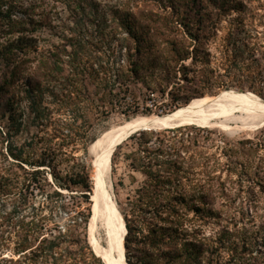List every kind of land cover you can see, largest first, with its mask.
I'll use <instances>...</instances> for the list:
<instances>
[{
    "label": "trees",
    "instance_id": "1",
    "mask_svg": "<svg viewBox=\"0 0 264 264\" xmlns=\"http://www.w3.org/2000/svg\"><path fill=\"white\" fill-rule=\"evenodd\" d=\"M160 1L165 6L158 8L155 15L152 12L145 15V6L138 3L127 4L113 14L116 27L126 34L129 45L121 55L123 64L118 66L101 57L97 65L92 56L96 46L85 42L92 33L87 27L83 30L86 39L82 32L72 36L68 44L71 50L66 46L50 54V58H41L42 66L35 69L30 67L29 58L35 51L30 35L37 31V26L32 29L34 21L26 23L16 16L18 13L31 16L33 9L23 10L17 0H0V30L7 35H20L0 50V106L6 102L8 107L4 114L0 113V133L4 134L1 124L6 116L18 127L27 122L37 125L47 122L48 126L54 114L65 116L64 120L58 119L54 129L53 138L60 142L56 150L51 149L55 162L65 156L66 148L76 145L81 128L87 127L85 136L92 134L94 121L107 117L109 108L119 105L128 94H133L135 99L132 108L136 106L127 114L130 119L157 112L153 108L164 109V113L223 89V79L227 76L213 68L211 46L223 20L232 14L245 20L254 0ZM83 2L67 3L76 15V25L86 22L88 26H98L94 1L89 0L86 7H82ZM79 11H82L80 18ZM117 12L119 16L115 15ZM239 25L228 32L223 42L222 60L227 63L229 59L232 64H226L227 74L241 68L245 53L241 43L248 47L241 39L244 28ZM246 60H250V66H259L260 49H251ZM24 78L27 81L22 86L19 82ZM12 88L22 90L21 100L29 104L28 121H22L23 112L15 107ZM156 95L165 108L157 106V102L152 108L147 106V101H155ZM79 121L83 127L78 126ZM214 133L208 128L188 125L139 131L117 147L121 150L123 144H131L129 152L121 154V151L118 155L116 150L112 163L122 157L128 168L142 177L137 188L127 196L125 207L120 208L127 229L124 242L127 264H231L237 260L233 256L227 263L222 262L219 252L224 247L222 243H226L224 238L221 236L220 242L213 243L205 237L203 226L215 217L214 208L232 195L215 172L226 171L230 176H237L240 182L258 183L264 172V127L254 139L232 141L222 136V146ZM4 135L9 138L10 131ZM211 147L222 149L223 163L217 154H209ZM9 153L22 163L45 166V162L31 161L24 148L10 147ZM68 160L63 158L59 166ZM213 160L218 163L215 172L210 166ZM200 168L205 170L203 179L198 178ZM34 172V176L39 174ZM53 177L60 188L82 189L84 198H88L86 192H91L90 175L85 167L66 173L54 170ZM56 195L62 196L59 192ZM75 205L71 208L80 204ZM88 218L89 214L78 211L70 219L66 232L60 230L54 238H44L26 261L30 264H48L49 260L51 264H103L81 236L85 230L81 227L86 226ZM62 244H68V248L60 252Z\"/></svg>",
    "mask_w": 264,
    "mask_h": 264
},
{
    "label": "rangeland",
    "instance_id": "2",
    "mask_svg": "<svg viewBox=\"0 0 264 264\" xmlns=\"http://www.w3.org/2000/svg\"><path fill=\"white\" fill-rule=\"evenodd\" d=\"M70 1L73 0H17L23 10L33 9L31 16L18 13L16 14L17 19L26 23L34 21L35 25L32 29L37 26V31L30 35L32 38L30 44L34 45L35 50L29 58L32 62V64L30 62V67L39 68V66H42V62L40 63L41 58H50V54L58 53V50L64 49L66 46L68 50H71L68 44L70 41L72 42V36L82 32L86 39L83 30L87 27L92 29V33L85 42L96 46L93 49L94 54L92 56L97 61V65H99L98 62H101L102 57L104 60L110 59L111 63L119 66L124 63V57L122 58L121 55L127 52L129 45L126 41V34H123L116 27L113 14L122 10L127 4H142V6H145L143 7L144 10H147L145 15H150L151 12L155 15L158 8L165 6V4L161 5L160 0H93L98 10V21L96 23L98 26L91 27L85 22L84 24L78 23L77 27L74 20L76 15L67 6ZM88 1L84 0L82 7H86ZM81 12L77 13L79 18ZM115 15L119 16L120 12ZM158 16L165 18V15L160 14ZM135 17L141 18V15L135 14ZM244 19L241 21L237 14H232L225 18L219 26L214 44L211 46V60L213 68L217 69V73L224 77L227 76L223 79L225 87L214 95H205L203 98L215 97L226 91H236L241 93L251 92L264 101V94H260L264 93V0H254ZM239 24H242L241 26L244 28L241 39L248 44V47L244 46V42L241 43L242 49L245 50L244 57L240 62L241 68L231 70L227 74L225 73L229 68L227 66L232 64L229 63V59L227 63L222 60L223 42L228 32L240 26ZM4 33V30H0V50L14 40H18L20 36L19 34L7 35ZM87 35L89 34L87 33ZM256 47L260 49L261 62L259 66H250V60H246V58H249V51ZM26 81L27 78H24L19 83L24 86ZM10 90V93L15 96V107L23 112L22 121H28L29 104L27 101L21 100L24 96L22 90L16 88ZM153 99L155 101H147V106L152 108V104L157 102V106L165 108L159 96L156 95ZM134 102L133 94H128L119 105H115L113 109L109 108L108 112L110 114L107 117L94 121L95 131L92 134L85 136L87 127L81 128L76 137V145H71L64 150L65 156L63 158L69 160L61 162V166H59V163L63 158H59L54 162L55 157L51 154V149L56 150V144L60 143L59 139L53 138V134L58 125V119L63 118L62 120H64L65 116L54 114L51 117L53 122H49L48 126L46 125L47 122L40 125L28 124L27 122L26 125L21 127H18L17 124L13 125L6 116L1 124V129L4 134L10 131V137L8 138L0 133V264H30L29 261H26V258L37 251L36 247L39 246L40 242L44 238H54L60 230L66 232L70 219L78 211L89 214L86 226L81 227L85 229L81 236L95 254L89 240L88 231L92 216V195L94 193V155L91 152V146L95 142L90 143L89 141L93 136H96V141L106 132L138 117L169 115L177 109L188 106L192 101L189 104H182L178 108L168 109L164 113V109L153 108L157 112L150 115L138 114L129 119L127 114L135 109L136 106L132 108ZM164 102L167 101L164 100ZM139 103L142 107V103ZM7 108V104L4 102L0 106V113L4 114ZM77 124L83 127L82 121ZM208 129L215 132L214 137L218 140V144L222 146V143H220L222 136L232 141L254 139L262 128L257 130L234 129L231 131L219 127ZM130 145L125 146L123 144L121 150L117 148L118 155L121 151V154L129 152ZM10 147L17 150L24 148L25 155L31 161L45 162V166H37L36 163L33 166L15 160L9 153ZM210 152L209 154H217V159L219 158L221 163L224 162V159L220 157L222 149L217 150V147H211ZM210 166L215 172L217 170L215 168H218L217 161L213 160ZM83 167L88 169L90 175L91 192L89 194L88 192L85 193L88 198L81 196L82 189L67 190L60 188L54 182V170L55 172L62 171L66 173L73 169L81 170ZM111 170L110 182L113 200L117 204V209L123 219L120 208L125 207L127 196L137 188L142 177L140 174L132 172L122 157L116 158L115 162L112 163ZM34 171H39V174L34 176ZM204 171L202 168L198 170L200 172L199 179H203ZM214 174L221 176L226 189L232 191V195L214 208L216 211L215 217L208 220L207 224L203 226L205 237L211 239L213 243L220 242L221 236L224 238L223 241L226 242V245L222 243L224 247H221L219 252V258L222 262L227 263L235 256L237 260L231 264H245V262L264 264V172L255 185L240 182L237 176H230L226 171L215 172ZM56 192L61 193L62 196L56 195ZM73 204L80 205L78 207L75 205L76 208L72 209ZM97 238L100 239L98 240L102 247L108 248L107 235L103 230H100ZM211 241L209 242L212 243ZM218 244L221 246V243ZM67 248L68 244H62L60 252ZM96 257L98 256L96 255ZM101 262L103 263L102 260ZM51 263L52 260H49L48 264Z\"/></svg>",
    "mask_w": 264,
    "mask_h": 264
},
{
    "label": "bare ground",
    "instance_id": "3",
    "mask_svg": "<svg viewBox=\"0 0 264 264\" xmlns=\"http://www.w3.org/2000/svg\"><path fill=\"white\" fill-rule=\"evenodd\" d=\"M187 125L219 127L226 131L257 130L264 126V101L250 92L226 91L215 97L195 99L188 106L163 117H138L94 141L91 146L94 193L88 231L94 252L104 264H127L124 244L126 224L113 200L110 182L113 152L140 128L161 130ZM100 230L107 235L108 248L100 245L97 238Z\"/></svg>",
    "mask_w": 264,
    "mask_h": 264
},
{
    "label": "water",
    "instance_id": "4",
    "mask_svg": "<svg viewBox=\"0 0 264 264\" xmlns=\"http://www.w3.org/2000/svg\"><path fill=\"white\" fill-rule=\"evenodd\" d=\"M261 128H263V127H261ZM158 128H154V127H150V128H140V129H138L135 133H137V132H139V131H148V130H157ZM130 137V136H129ZM126 140V139H125ZM115 151H116V149H115ZM114 151V152H115ZM114 152H113V154H114ZM113 154H112V157H113ZM125 259H126V257H125Z\"/></svg>",
    "mask_w": 264,
    "mask_h": 264
}]
</instances>
